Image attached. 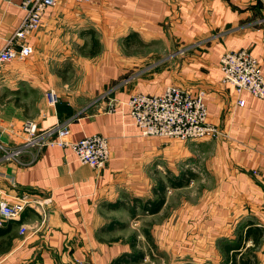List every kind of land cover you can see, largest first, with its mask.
<instances>
[{"label":"crops","instance_id":"0c3cea01","mask_svg":"<svg viewBox=\"0 0 264 264\" xmlns=\"http://www.w3.org/2000/svg\"><path fill=\"white\" fill-rule=\"evenodd\" d=\"M22 1L0 0V49L26 17ZM135 42L149 50H134ZM29 45L30 61L0 70V86L7 87L0 94V193L10 202L23 194L46 201V217L27 209L21 223L3 221L10 231L0 238V264H111L134 251L148 263L149 243L131 229L143 221L162 253L159 264H225V245L239 241L244 260L264 264V233L256 246L244 237L248 229L264 232V99L237 94L219 68L223 54L245 49L264 74V0H59ZM65 69L75 71V87L57 79L55 71ZM45 71L55 72L53 83L43 79ZM168 86L205 91L209 120L227 136L144 137L125 103ZM49 90L59 97L55 107ZM108 101L124 105L109 113ZM26 121L39 135L68 124L72 141L104 136L110 160L95 170L58 146L5 159L4 150L26 143ZM188 166L205 174L200 200L189 198V183L174 188L169 181ZM161 182L164 204L151 214L143 204L158 199Z\"/></svg>","mask_w":264,"mask_h":264},{"label":"built area","instance_id":"2783aa9c","mask_svg":"<svg viewBox=\"0 0 264 264\" xmlns=\"http://www.w3.org/2000/svg\"><path fill=\"white\" fill-rule=\"evenodd\" d=\"M58 1H22L21 7L26 11V17L6 45L0 49V68L16 61H25L33 54L29 40L41 28L46 9L54 7ZM76 1L88 3L90 0ZM219 68L223 74V82L232 85L237 94L246 92L256 98L264 99V74L259 61L248 50L242 49L223 54ZM46 99L51 107H55L59 102V97L53 90L46 92ZM122 105L124 104L119 101H108L105 110L115 113ZM125 105L134 124L144 137L187 142L201 139L217 140L227 136L209 120L206 92L203 90L192 94L179 86H168L160 93L133 94ZM238 105L243 107L245 101L239 99ZM23 131L27 135L26 143L18 149L4 150L5 159L18 157L31 147L40 150L45 146H58L70 148L81 164L95 170H102L110 160L108 138L96 134L72 141L68 124H59L39 135L36 123L26 121ZM1 137L2 132H0V146ZM45 204L46 201L33 199L29 194H23L16 201L10 202L4 198L3 193H0V226L3 221L21 223L23 213L27 209L34 210L45 219ZM27 231V225L19 226L21 235H25Z\"/></svg>","mask_w":264,"mask_h":264},{"label":"trees","instance_id":"16d2710c","mask_svg":"<svg viewBox=\"0 0 264 264\" xmlns=\"http://www.w3.org/2000/svg\"><path fill=\"white\" fill-rule=\"evenodd\" d=\"M188 178L185 179V176L183 174L182 177L178 178V179H169V181L171 182V186L174 188L177 187H181L184 186L185 184H188L189 181L187 180ZM165 190H166V185L164 183H160L159 186L156 188V192H157V196L158 199L155 201H147L143 204L144 210L150 212L151 214H155L157 212L160 211V209L162 208L163 204H164V199H165ZM137 202V200H136ZM131 215L134 217L135 214L132 212L131 209ZM24 218V216L22 217ZM23 220V219H22ZM13 221H9L8 223L10 224ZM20 223V222H19ZM113 225H111L112 227ZM10 231V226L9 225H5L4 227H0V238H3L5 236H7V234ZM147 242L149 243L150 246L154 245L152 238H151V234L149 233L148 230H144L143 231ZM263 230H250L248 229L245 232V240H248L251 236L253 237L254 240V245L256 246V244L258 243L257 241V237L262 236L263 234ZM4 239H2L0 241V243H4ZM2 245L0 244V247ZM9 246V244H8ZM132 246L134 247V238L132 240ZM224 250L226 252V254L231 253V257H228V261L225 264H254L249 258H246V260H244L243 255L241 254V242L239 241L237 243V245L232 246V245H225ZM241 254V255H240ZM239 257V258H238ZM145 258V254L142 252H131V253H125L123 255H121L120 257L116 258L115 260L112 261L111 264H140Z\"/></svg>","mask_w":264,"mask_h":264},{"label":"rangeland","instance_id":"374dc122","mask_svg":"<svg viewBox=\"0 0 264 264\" xmlns=\"http://www.w3.org/2000/svg\"><path fill=\"white\" fill-rule=\"evenodd\" d=\"M132 47H133L134 50H138L141 53H146L149 50V48L147 46H144V45L138 46L136 42H135L134 46H132ZM27 61H30V60L27 59L25 61H16V62H14V63H12V64H10L8 66L21 65V64H23V63H25ZM5 67L0 68V70L4 69ZM55 72L57 73V75H56L57 79H60L64 83H67V82L70 83L71 82V83H73V87L76 86V81H78V80H76V78H75V71H73L71 69H65V70H59V71H55ZM55 72L54 71H45L43 79L46 80V81H51V83H53L54 82L53 75L55 74ZM49 88H51V87H49ZM4 91H7V87L4 86L3 84H1V86H0V94L3 93ZM35 94H36V92L34 91L32 97H35ZM44 97H45V95H44ZM168 140H172V139H168ZM173 141H176V140H173ZM194 166H188L187 168H183V171H185L184 174H186L185 179L188 178L187 180L189 181V184H190L189 185L190 186V188H189L190 190L188 192L189 198H191L193 200L194 199L200 200L203 196H201L200 193H197V192H200L199 190H201L200 189V184L201 183L199 182V179L204 177L205 174L203 173L201 168L198 167L199 168L198 169V168H196ZM190 173L198 174L197 175L198 179L192 178L190 176L191 175ZM208 186L212 187L213 186V182H210L208 184ZM148 224H149L148 222L143 221V222H141V223H139L137 225L134 224L133 228H131L132 229V233H134V234L136 233V235L138 237H140V241H145V239L143 237L144 236L143 231L144 230H149V228H148L149 225ZM126 231H127V229H126ZM142 239H144V240H142ZM0 244L2 245L0 247V250H3V248H5V245L3 243H0ZM147 253L149 255L148 259H150V261H148V263H146V262L143 263V261H142V264H151V261H152V264H159L158 260H159V257H160V255L162 253H160L158 251V248H157L156 245H152V246L149 245V247L147 249ZM160 264H163V262L160 261Z\"/></svg>","mask_w":264,"mask_h":264}]
</instances>
